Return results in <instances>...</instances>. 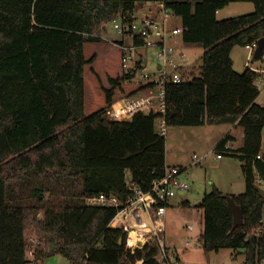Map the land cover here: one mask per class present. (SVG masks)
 Here are the masks:
<instances>
[{
	"label": "trees",
	"instance_id": "1",
	"mask_svg": "<svg viewBox=\"0 0 264 264\" xmlns=\"http://www.w3.org/2000/svg\"><path fill=\"white\" fill-rule=\"evenodd\" d=\"M158 1L181 18L184 44L204 49L199 74L167 87L168 126L238 122L245 131L241 148L225 151L230 135L215 147L242 163L245 191L233 198L243 224L233 231L228 195L216 185L200 206L179 205L203 211L205 252L232 249L245 254L244 264H264V105L255 84L261 73L239 72L232 59L236 46L264 38V0H0V264H27L31 235L47 239L48 250L40 251L46 259L160 264L154 242L127 246L131 228L111 225L117 208L86 203L101 194L126 202L135 196L130 184L148 191L167 173V137L156 130V114L108 118L113 103L140 88L141 65L126 70L123 43L95 33ZM233 2H251L255 10L219 20L217 12ZM61 179L80 190L62 209L45 208L48 184ZM26 190L36 203H23Z\"/></svg>",
	"mask_w": 264,
	"mask_h": 264
},
{
	"label": "built area",
	"instance_id": "2",
	"mask_svg": "<svg viewBox=\"0 0 264 264\" xmlns=\"http://www.w3.org/2000/svg\"><path fill=\"white\" fill-rule=\"evenodd\" d=\"M152 3L155 7L146 13L138 15L134 12L132 16L123 14L113 21L114 29L123 36L122 40H115L123 43L122 48L125 51L123 67L126 70H133L137 64L141 65L135 74L141 86L136 92L125 95L113 103L107 110V116L112 120H130L140 112L147 115L156 114V130L165 136L169 130L167 87L169 84H181L191 80L195 75L189 67L185 54L180 50L186 45L182 38L183 25H174L176 17L173 11L167 7L165 1ZM137 38L143 40L142 44H136ZM258 41L245 46L248 51L247 67L256 71L259 70L254 68L250 62L252 54L258 48ZM151 47L157 49L159 73L140 74L147 70L146 57L141 51ZM255 84L261 92L264 87V71L261 72V76L258 77ZM233 150L234 148L227 143L225 151L230 153ZM216 154L218 158L224 156L221 152H216ZM258 158H261V155ZM183 172L184 170L180 167H168L166 175L161 179L154 180L148 191H143L130 184L135 196L126 202L121 201L116 195L101 194L87 198L86 203L90 206L110 207L119 210L111 225L123 227L127 224L131 228L127 238L129 248L135 249L143 247L146 243L154 242L159 249L157 259L160 264H190L187 261H178L180 257L170 251L169 241L165 234V218L171 207L170 204L176 199L178 192L188 191L191 188V184L184 177ZM132 232L139 239L138 243L134 245L129 243ZM27 240V264H48L47 259L40 256V251L44 247L42 238L31 235Z\"/></svg>",
	"mask_w": 264,
	"mask_h": 264
},
{
	"label": "rangeland",
	"instance_id": "3",
	"mask_svg": "<svg viewBox=\"0 0 264 264\" xmlns=\"http://www.w3.org/2000/svg\"><path fill=\"white\" fill-rule=\"evenodd\" d=\"M245 4L254 6L251 2H234L229 8L221 10L222 13L217 16L218 19H226L221 18L224 17V15H230L227 17H236L247 14L248 12L245 8L247 5ZM154 7V3L152 2L141 4L137 6L135 13L141 15ZM181 24V18H176L174 20L175 26ZM95 33L101 34L103 37L109 39H123V36L114 29L113 22L102 23L99 30ZM180 50L185 54L189 67L194 69L192 71L193 74L198 75L204 49L196 45H185ZM141 52L145 54V65L147 70L140 74H158L159 60L156 56L157 49L151 47L147 50H142ZM236 56L238 59L237 67L242 68V65H244L243 60L248 56L247 49L245 47H238ZM250 64L254 67L264 69V53L258 58L256 57L255 51L251 56ZM260 103L264 105V87L261 89V94L259 96V104ZM189 128L190 127L178 126L169 127L166 137L170 157L176 159L180 158L181 161L185 163L187 167L185 168L183 175L191 184L190 190L178 192L176 198L180 202L191 201L192 206H195L196 204L201 203L205 193L212 190L214 183H219V185H222L225 189L232 190L237 189V178L235 175H238V180H241L242 178L244 182L245 178L242 168L235 171L230 165L227 166V164H230L228 162L231 160L230 157L232 158L233 156L224 155L225 159L223 163L218 161L215 149L209 152L210 150L208 149L210 146L196 141L194 136L188 132L190 130ZM179 130H187L186 135ZM236 162L238 163V161ZM47 188L48 192L45 194L44 207H53L58 210L65 207L66 202L72 193L80 190V186H75L70 181L64 179L51 180ZM244 191L245 190H243V192ZM24 194H26V196L23 197V203L28 205L36 203L37 199L31 194L30 190H26ZM188 212H190V210L185 209L182 205H179L178 207H170L168 209V214L165 218L167 225L165 228V234H171L174 238L173 242H169L170 251L178 254L182 261H187L190 264H244L245 254L234 252L232 249H222L219 252H205L199 240V233L203 228V226L200 225V217L198 213H195L196 210H193L190 213ZM40 216L42 217L43 213L40 214ZM262 224L264 225V213ZM41 238L44 242V250H48L47 239L44 236H41ZM47 262L48 264H70V262L61 254L48 258Z\"/></svg>",
	"mask_w": 264,
	"mask_h": 264
},
{
	"label": "crops",
	"instance_id": "4",
	"mask_svg": "<svg viewBox=\"0 0 264 264\" xmlns=\"http://www.w3.org/2000/svg\"><path fill=\"white\" fill-rule=\"evenodd\" d=\"M242 3H247V2H242ZM231 5H232V3L229 4L227 7H225L224 9L229 8ZM245 5H247V6H245V8H246V10H247L248 13L254 12L255 6H250V4H245ZM220 13H222L221 10L217 12V16H219ZM227 16H230V15H227ZM227 16L224 15V17H221V18H226V19L227 18H230V17H227ZM238 47H241V46H236L233 49L232 59H233V64H234L235 70H237L239 72H242L247 67V58H245L243 60V62H244L243 63L244 65H242L243 67L242 68H238L237 67L238 59H237V56H236ZM254 68H256L257 70H259L260 73L262 71H264V69H260V68H257V67H254ZM193 70L194 69H192V71ZM257 103L259 104V98L257 99ZM260 105H263V104L260 103ZM180 129H183V128H180ZM189 129L190 130L188 132L192 136H194V138L196 139V141H198L199 143L208 144L210 146V148L208 149V150H210L209 152H211L213 149H215V147L219 144V142L221 140H223L225 138V136H227V135L232 136V140L229 141V144L234 149H239L244 144L245 131L239 125L238 122L237 123H234V124L203 125V126H197V127H190ZM179 131L182 132L184 135H186L187 130H179ZM168 149L169 148H168V144H167V166L169 168L174 167V166H177V167H180L183 170H185V168L187 167L185 165V163H183L180 158H178V159H176L174 157L171 158ZM262 151L264 153V129H263V145H262ZM216 156H217V154H216ZM217 159H218V161H220V162L223 163V161L225 159V156H223L222 158H218L217 157ZM230 159L231 160L228 161L230 164H227V166L230 165V167L232 169H235V171H238V169H241L242 168V163L236 157L233 156L232 158L230 157ZM236 161H238V163ZM236 174H237V172H236ZM235 177L237 178L236 179L237 180L236 181V183H237V187L236 188L237 189H232V190L231 189H225V187H223L222 185H219V183H214V185H216L222 192H224L227 195H231V196H233V195H239V194L243 193V190H245V182H244V180L242 178H241V180H238V175L237 176L235 175ZM263 184H264V182H263ZM174 201L177 202V205H175V206L173 205L172 207H178L180 201L177 198L174 199ZM189 202L192 205V202L191 201H189ZM196 206H198V204H196ZM185 209L190 210V212H192L193 210H196L195 213H198V215L200 217V221H201L200 222V225L203 226V224H202L203 211L201 209H199V208H193V207H185ZM190 212H188V213H190ZM167 214H168V211H167ZM201 231H202V229L200 230V233H201ZM167 239H168L169 242H173V240H174V238H173V236L171 234L167 235Z\"/></svg>",
	"mask_w": 264,
	"mask_h": 264
},
{
	"label": "water",
	"instance_id": "5",
	"mask_svg": "<svg viewBox=\"0 0 264 264\" xmlns=\"http://www.w3.org/2000/svg\"><path fill=\"white\" fill-rule=\"evenodd\" d=\"M263 53H264V38H261L258 41V48L256 50V57L260 58L263 55ZM261 194L264 196V189H261ZM226 197L228 200L229 207L232 210L233 215H234V226H233V231H234L236 228L241 226L244 222L243 212H242L240 206L236 204L233 196L228 195ZM172 205H174V206L177 205V202L173 201ZM200 205H201V203H198V206H200ZM54 247L55 246H53L52 248H54Z\"/></svg>",
	"mask_w": 264,
	"mask_h": 264
},
{
	"label": "bare ground",
	"instance_id": "6",
	"mask_svg": "<svg viewBox=\"0 0 264 264\" xmlns=\"http://www.w3.org/2000/svg\"><path fill=\"white\" fill-rule=\"evenodd\" d=\"M120 106H121V105H120ZM120 106L118 107L119 109L121 108ZM138 241H139V239L137 238L136 234H135L134 232H132L131 235H130L129 243H130L131 245H134V244H137Z\"/></svg>",
	"mask_w": 264,
	"mask_h": 264
}]
</instances>
